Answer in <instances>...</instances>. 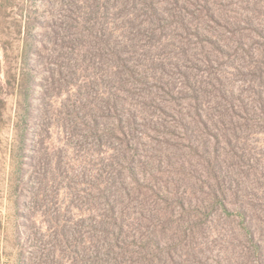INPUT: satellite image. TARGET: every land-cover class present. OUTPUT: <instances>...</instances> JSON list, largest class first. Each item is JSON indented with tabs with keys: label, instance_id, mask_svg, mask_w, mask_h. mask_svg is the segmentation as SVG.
Listing matches in <instances>:
<instances>
[{
	"label": "rangeland",
	"instance_id": "374dc122",
	"mask_svg": "<svg viewBox=\"0 0 264 264\" xmlns=\"http://www.w3.org/2000/svg\"><path fill=\"white\" fill-rule=\"evenodd\" d=\"M0 264H264V0H0Z\"/></svg>",
	"mask_w": 264,
	"mask_h": 264
}]
</instances>
